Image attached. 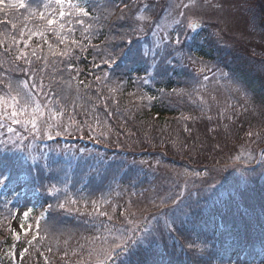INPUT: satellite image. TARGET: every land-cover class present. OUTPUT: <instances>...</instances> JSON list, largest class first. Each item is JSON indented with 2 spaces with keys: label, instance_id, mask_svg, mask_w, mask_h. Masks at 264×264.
<instances>
[{
  "label": "trees",
  "instance_id": "16d2710c",
  "mask_svg": "<svg viewBox=\"0 0 264 264\" xmlns=\"http://www.w3.org/2000/svg\"><path fill=\"white\" fill-rule=\"evenodd\" d=\"M162 1L74 0V4L84 5L89 16L67 18L71 21L66 22L63 33L69 37L67 45L52 32L43 39L33 36L25 49L32 63L17 59L16 64L27 77L28 71H35V83L42 86L41 98L51 102L42 109L62 111L64 121L76 125L75 132L79 126L95 130L98 127L93 121L98 118V129L108 133V139L101 141L104 147L130 154L160 153L175 163L202 168L210 183L201 180L195 200L191 197L194 190L180 198L176 196L179 187L171 188L174 198L170 201L179 198V204L166 201L163 210L171 217L166 230L154 233L147 226L151 215L134 218L131 214L132 208L142 207L138 197L149 194L155 185L154 178L141 174L146 170L142 165L123 163L118 171H106L102 161L82 168L60 163L69 169L54 177L29 165L31 181L51 210L21 264H96L82 259L85 246L95 240L109 245L122 235L131 236L134 243L129 242L128 248L115 254L108 264H214L219 257L236 254L238 264H264V167L244 170V180H229V170H225L243 152L264 149V74L259 73L264 71V50L252 40L240 44L238 50H219L226 58H220V64L233 77L237 75L233 83L239 87V82L244 83L246 91L241 94L236 89L229 95L219 89L215 91L217 99L205 105L199 99L203 91L198 78L190 69H181L175 59L179 50L193 58L199 34L186 37L183 45L169 50L153 75L147 70L149 65H144V50L153 40L130 18L139 9L156 15ZM249 1L255 5L247 12L255 13L251 36L261 45L264 0ZM14 4L17 7L9 9L17 15L15 33L22 28L31 31L43 23L38 15L29 16V9L44 11L40 0L20 10L18 2ZM78 19L92 27L85 32ZM49 43L54 49L69 47L72 51L68 56H49ZM212 45L209 41L210 48ZM18 46L24 47L20 37ZM34 48L35 56L31 54ZM134 67L137 78L131 80L127 75ZM0 83L3 85L5 79L0 78ZM47 89L51 94L44 96ZM152 89L156 100L150 94ZM56 183H60L61 194L54 200L50 190ZM67 199L76 200L82 208L67 212L60 207ZM106 209L114 212L101 215ZM10 218L11 208L0 205V250L10 243L5 236Z\"/></svg>",
  "mask_w": 264,
  "mask_h": 264
},
{
  "label": "rangeland",
  "instance_id": "374dc122",
  "mask_svg": "<svg viewBox=\"0 0 264 264\" xmlns=\"http://www.w3.org/2000/svg\"><path fill=\"white\" fill-rule=\"evenodd\" d=\"M3 2L5 3L0 4V17L6 14H9L11 19L17 17L16 13H13V10L9 9V1L3 0ZM27 6L30 7L29 5ZM246 6L254 8L255 5L249 0H163L159 4L156 15L152 11L147 13V11H140L139 9L130 19L133 20L135 26L145 30V36L152 38L155 49H160V46H163L165 50L179 48L186 41V37L193 36L196 33H201L203 39L207 42L209 39L213 41L211 49L207 47V44H203V48L206 47L208 53H213L212 60L200 55L196 56L195 54L196 60L183 50L175 53V59L179 63L180 68L183 70L186 68L190 69L198 78L203 91L199 99L200 102L206 105L208 100L214 102L217 99L215 91L219 89H224L225 92L227 90L228 93L235 92L238 89L241 94L246 91L244 83L239 82L240 87L233 83L237 81V75H234L235 79L220 64V58H226L222 52L219 53V50L222 48L226 50H232V48L238 50L240 44L251 40L264 50V37H261L260 45V42L257 40L254 41V37L251 36L252 33L250 31L253 28L251 19H253L255 13L250 12L249 15L246 14L248 12L247 10L252 9H248ZM11 23H5L1 26L0 34L15 35L17 37V44L13 50L17 51L19 48L20 32L15 33L11 27ZM189 25H194L196 28L189 27ZM1 36L3 37V35ZM177 36L181 37L179 44L175 42ZM0 39L2 38L0 37ZM4 43L8 46L9 42L5 40ZM158 43L160 44L159 47L157 45ZM9 44L11 45V43ZM148 49L149 46H146L143 54L145 58L156 54V52L152 53ZM112 53L118 56L117 51H112ZM9 55L10 53H6L4 56H0V63L7 67L5 74L7 80L3 85L0 83V96H3L5 99L9 97L7 83H11L13 86L24 84L21 81L18 83L14 82L12 78L13 60L11 58H5ZM108 63H111V60ZM259 73L263 75L264 71H259ZM27 85L32 91L34 100L41 107L47 108L50 102L40 97L41 86L35 82L31 84L27 82ZM150 94L156 95V91L152 89ZM217 94L222 98L219 92ZM199 99L197 98V100ZM8 102L11 103V100L9 99ZM80 108L83 109L82 106H78V109ZM10 111L11 109L5 105L3 114L0 115V149L3 148L9 155L12 154L9 151L11 148L16 149L18 154H12L14 156L13 160H18L20 163L23 160L24 162L39 160V167L37 169H40V171L45 170V173L48 172L50 177H54L57 173L69 169L63 167L60 163L71 162V164H77L78 168H82L87 166V163L91 165L100 164L102 161L106 171L112 169L118 171L121 169L123 163L130 164V162H136L142 165L146 170H142L141 174L145 175L146 173L148 177L154 178L155 185L153 189H149V194L138 197L139 202L137 203L142 207L132 208L131 214L134 218L151 215L152 217L147 226L154 233L163 231L167 227L166 221H169L171 214L163 209H166V201L169 204H174L170 201L173 198V195L170 194V189L176 186V183L181 186V191H178L176 196L181 198L185 196L188 190H194L192 196L195 198V190L200 186L201 180L205 179L207 184L210 183L209 175L200 172L202 168L197 169L191 165L178 167L172 164V161L163 158L160 153L143 152L130 154L128 152L119 153L117 149L111 151L106 149L101 141L108 139V133L104 131L102 133L98 129L100 128L99 124H101L98 118H95V122L93 121L95 127H98L95 130H83L79 126L77 132H75L73 128L76 129V125L64 121L65 118L62 116L58 122L59 126L48 129L43 123L47 119L48 109L47 112L45 111L44 117L38 121V131L31 124L13 123L9 118ZM94 113H96L95 116L99 115L98 111ZM18 118L21 120L24 119L23 116ZM48 123L52 124L53 121H48ZM9 128H12L13 131H9ZM49 131H51V139L48 138ZM57 132L60 135H56ZM258 152L260 153V150ZM258 152H243L240 154L242 156L234 159L233 164L225 168V170H229V180H235L243 176L239 168L247 167L250 163L255 162L262 155V153L259 155ZM256 153H258L257 156L254 155ZM57 160H59L58 163ZM22 180L25 182V179ZM169 181L174 182V185H171ZM58 185L60 183H56L53 190H50V194L54 200H57L61 194ZM23 189L24 185L21 183L14 190L6 189L1 193V197L5 202L15 200L16 198L21 199L15 219L12 218L5 226V236L8 237L11 244L1 252L0 264H21L26 257L27 250L34 246L41 223L48 220L50 216L49 210L51 208L49 209V206L47 208L40 207V194L38 192H32L29 195H23ZM35 191L38 190L35 189ZM70 201L71 199H67L62 203L64 205L63 209L67 212L73 213L82 208L81 205H78L77 201L75 204L70 203ZM175 201L177 202V200ZM183 202L184 200L181 203ZM153 203H155L154 206ZM146 204L151 205L147 206ZM106 212L112 215L114 209H106ZM25 213H27V216H25ZM152 213H157V216L155 217ZM107 246L108 244L102 241H91L85 246L80 255L82 259H89L96 262L98 259L97 251Z\"/></svg>",
  "mask_w": 264,
  "mask_h": 264
},
{
  "label": "snow or ice",
  "instance_id": "6c2138e0",
  "mask_svg": "<svg viewBox=\"0 0 264 264\" xmlns=\"http://www.w3.org/2000/svg\"><path fill=\"white\" fill-rule=\"evenodd\" d=\"M3 3V0H0V4ZM9 8L17 7V4H10L8 5ZM18 7L20 8H27L28 6L24 3V0H19ZM44 11L36 12L35 10L29 9V16H39V19L43 21L40 25H38L35 29L31 31H27L25 28L20 30V43L24 45L23 48H19L18 55H15V59H23L26 64H31V60L27 57L29 53L25 50L30 43V40L33 36H40L42 39L45 37L47 32L54 33L60 43L67 45L69 37L67 35H63L66 28V22L70 23V20H67L69 17H86L89 16V12L86 8L80 7L77 4H73L72 0H49L48 3L43 5ZM52 9V11H49ZM182 15V14H181ZM11 23V22H10ZM77 23L81 25H85L83 19H78ZM179 23V21H177ZM12 29L17 28L16 23H11ZM92 27L91 24L84 26V31L87 32ZM189 27H194V25H189ZM69 32L73 31V29L69 28ZM3 35L4 38L0 39V44H3L5 40H7L12 45L17 44V37L15 35H8V34H0ZM25 35L28 36V39H24ZM177 44L180 43L179 37L176 38L175 41ZM73 44L77 42L75 40L72 41ZM130 44L131 41H128ZM11 51V49H8ZM71 48L65 47L63 51L58 49H54L51 43L48 44V52L49 56H68L71 53ZM33 56L37 54V49H33L32 53ZM45 61L47 62V57H45ZM99 79V77L97 78ZM7 89L9 92L8 99H5L3 96H0V115L3 114V108L7 105L8 108L11 109L9 113V118L15 124H31L33 128L39 131L38 121L44 117L45 112L42 109L41 105L38 104L33 97L31 89L28 87L27 82H24L23 85L17 84L13 86L11 83H7ZM27 89V90H26ZM111 91H115V89H111ZM14 93V94H13ZM9 99L11 103H9ZM63 115L62 111H56L55 109H49V113L47 119L43 121L48 129L53 127H57L58 122ZM23 116L24 119L21 120L18 117ZM48 121H53L52 124H49ZM9 131H13L12 128H9ZM56 135H60L59 132ZM49 139L52 138L51 131H49ZM70 203L75 204L76 200H71ZM95 203V202H94ZM173 203H176L175 199ZM61 208L64 207L63 204L60 205ZM101 215L107 216V212H101ZM27 216V213H25ZM110 218V217H109ZM131 222V221H130ZM129 242H133L132 237H124L116 236L113 238V242L109 244L107 247H102L97 251V264H108L109 260L117 254L119 251L126 250L129 246ZM91 255V253H90ZM102 257V259H101Z\"/></svg>",
  "mask_w": 264,
  "mask_h": 264
}]
</instances>
